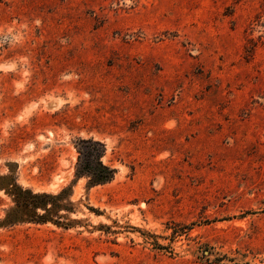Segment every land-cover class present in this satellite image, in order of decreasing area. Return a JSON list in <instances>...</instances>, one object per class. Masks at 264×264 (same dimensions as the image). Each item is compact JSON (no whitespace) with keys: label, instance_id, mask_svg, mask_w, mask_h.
I'll return each instance as SVG.
<instances>
[{"label":"rangeland","instance_id":"1","mask_svg":"<svg viewBox=\"0 0 264 264\" xmlns=\"http://www.w3.org/2000/svg\"><path fill=\"white\" fill-rule=\"evenodd\" d=\"M0 264H264V0H0Z\"/></svg>","mask_w":264,"mask_h":264},{"label":"trees","instance_id":"2","mask_svg":"<svg viewBox=\"0 0 264 264\" xmlns=\"http://www.w3.org/2000/svg\"><path fill=\"white\" fill-rule=\"evenodd\" d=\"M102 171L98 172V173H93L92 174V177H91V181L92 183H95V184H99V183H102V182H105V181H108L112 178L113 176V171L108 169V168H105V167H102L101 169ZM11 193L15 196V201L17 203V207H24V209L26 210L27 207H31L33 209V211H29V213L27 214V217L29 219V221H37V222H40V221H44V218L43 217H39L36 215V209L38 208L39 205L35 204V203H27L26 201L24 202L22 200V197H21V194L23 193L21 191V188L17 187L16 185L13 186V189L10 190ZM26 194H29L30 196H32V198H37L36 196H33L31 195L30 192H26ZM43 208V207H42ZM13 221H10V220H7L6 222H4L5 224H11Z\"/></svg>","mask_w":264,"mask_h":264}]
</instances>
